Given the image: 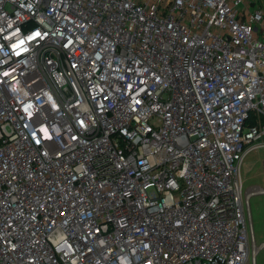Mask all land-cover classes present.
Returning a JSON list of instances; mask_svg holds the SVG:
<instances>
[{
  "label": "built area",
  "instance_id": "1",
  "mask_svg": "<svg viewBox=\"0 0 264 264\" xmlns=\"http://www.w3.org/2000/svg\"><path fill=\"white\" fill-rule=\"evenodd\" d=\"M261 147L264 0H0V264H255Z\"/></svg>",
  "mask_w": 264,
  "mask_h": 264
},
{
  "label": "rangeland",
  "instance_id": "2",
  "mask_svg": "<svg viewBox=\"0 0 264 264\" xmlns=\"http://www.w3.org/2000/svg\"><path fill=\"white\" fill-rule=\"evenodd\" d=\"M242 195L248 190L264 188V147L251 151L241 165ZM254 240L257 245L264 242V194L254 193L249 198ZM255 264H264V246L256 255Z\"/></svg>",
  "mask_w": 264,
  "mask_h": 264
},
{
  "label": "snow or ice",
  "instance_id": "3",
  "mask_svg": "<svg viewBox=\"0 0 264 264\" xmlns=\"http://www.w3.org/2000/svg\"><path fill=\"white\" fill-rule=\"evenodd\" d=\"M37 35H39V33H37Z\"/></svg>",
  "mask_w": 264,
  "mask_h": 264
}]
</instances>
